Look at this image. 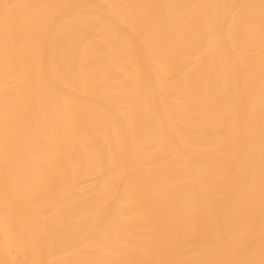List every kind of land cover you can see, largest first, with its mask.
I'll return each mask as SVG.
<instances>
[{
  "label": "bare ground",
  "instance_id": "6f19581e",
  "mask_svg": "<svg viewBox=\"0 0 264 264\" xmlns=\"http://www.w3.org/2000/svg\"><path fill=\"white\" fill-rule=\"evenodd\" d=\"M0 264H264V0H0Z\"/></svg>",
  "mask_w": 264,
  "mask_h": 264
}]
</instances>
